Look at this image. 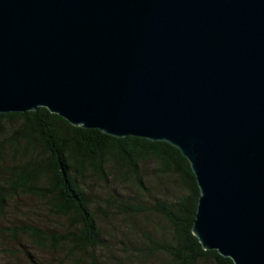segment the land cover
Here are the masks:
<instances>
[{
    "label": "water",
    "instance_id": "water-1",
    "mask_svg": "<svg viewBox=\"0 0 264 264\" xmlns=\"http://www.w3.org/2000/svg\"><path fill=\"white\" fill-rule=\"evenodd\" d=\"M37 107L177 148L200 247L264 264V0H0V113Z\"/></svg>",
    "mask_w": 264,
    "mask_h": 264
},
{
    "label": "trees",
    "instance_id": "trees-1",
    "mask_svg": "<svg viewBox=\"0 0 264 264\" xmlns=\"http://www.w3.org/2000/svg\"><path fill=\"white\" fill-rule=\"evenodd\" d=\"M17 122L7 135L2 122ZM23 157V159L19 157ZM9 160V162H7ZM152 164L153 175L163 182L176 181L185 189L174 200L159 199L151 209L170 225L171 241L161 244L147 235L135 254L161 247L171 253L173 264H196L200 257H212L217 264H232L215 250H203L190 227L198 190L187 160L165 141L142 137H114L95 128L70 125L44 107L24 112L0 113V200L9 190L36 196L56 215L69 218L70 226L61 233L47 234L37 226H21L14 233L26 234L36 246L52 249L66 246L68 253L84 251L100 243V231L80 179L91 175L100 180L143 187L140 169ZM9 174L7 183L2 175ZM114 207L130 214L142 212L145 205L115 199ZM47 241V242H46ZM28 264H38L29 257Z\"/></svg>",
    "mask_w": 264,
    "mask_h": 264
},
{
    "label": "rangeland",
    "instance_id": "rangeland-1",
    "mask_svg": "<svg viewBox=\"0 0 264 264\" xmlns=\"http://www.w3.org/2000/svg\"><path fill=\"white\" fill-rule=\"evenodd\" d=\"M17 122H2V134L7 135ZM19 157V156H18ZM23 159V157H19ZM9 162V160L7 161ZM140 176L143 187L132 183L117 182L109 177L100 180L91 175L80 179L90 200V208L100 231V243L84 251L68 253L66 246L52 249L36 246L26 234L14 233L21 226H37L45 233H61L70 226L69 218L56 215L48 209L42 199L9 190L0 200V264H28L29 257L38 264H173L171 253L159 245L144 254H135L136 246H144L146 237L156 239L161 244L171 241L170 225L154 212L150 205L155 200L169 199L185 193L176 181L163 182L153 175L152 164L141 166ZM9 174L2 175L7 183ZM115 199L145 205L142 212L130 214L114 207ZM47 242V241H46ZM196 264H217L212 257H200Z\"/></svg>",
    "mask_w": 264,
    "mask_h": 264
}]
</instances>
